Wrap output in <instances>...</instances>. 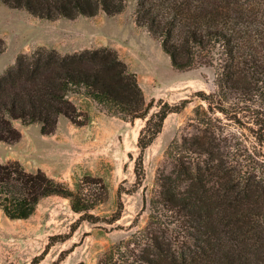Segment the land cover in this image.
<instances>
[{
  "label": "trees",
  "instance_id": "trees-1",
  "mask_svg": "<svg viewBox=\"0 0 264 264\" xmlns=\"http://www.w3.org/2000/svg\"><path fill=\"white\" fill-rule=\"evenodd\" d=\"M130 0H0L49 20L122 13ZM135 21L157 39L179 70L215 69L216 90H200L197 132L167 149L173 169L158 176L149 220L112 244L97 264H264V0H136ZM6 41L0 36V54ZM72 94L91 98L123 120H145L133 193L145 179L144 155L170 113L191 101L146 102L137 74L117 50L101 46L63 53L38 47L22 52L0 75V141L18 142L23 125L53 134L64 116L82 126L87 112ZM237 130H228L229 123ZM123 187L118 190L122 215ZM71 199L78 221L100 218L77 193L39 168L0 160V210L11 219L34 214L46 196ZM74 224L72 230L77 228ZM138 225L134 222L133 226ZM57 236H52L55 239ZM64 235L62 238H66Z\"/></svg>",
  "mask_w": 264,
  "mask_h": 264
},
{
  "label": "rangeland",
  "instance_id": "rangeland-1",
  "mask_svg": "<svg viewBox=\"0 0 264 264\" xmlns=\"http://www.w3.org/2000/svg\"><path fill=\"white\" fill-rule=\"evenodd\" d=\"M135 8L136 0H130L122 13L113 16L100 12L49 20L0 3V36L6 41L0 54V75L20 53L41 46L63 53L108 46L137 74L146 102L155 100L149 115L158 109L160 99L172 104L191 100L182 111L168 115L162 131L146 149L145 179L133 193L128 191L137 179L142 117L126 121L107 113L91 98L72 94V100L90 116L85 125L61 116L56 131L47 135L40 124L16 121L22 137L15 143L0 141V160H19L29 171L43 169L75 191L81 202L94 204L89 212L100 219L78 221L83 212L73 210L71 199L58 194L44 197L28 218L11 219L0 210V264H97L112 244L148 223V202L158 188V176L173 169L167 155L170 143L177 136L197 132L193 117L201 100L196 93L216 90L215 69L175 68L160 42L136 23ZM227 129L238 128L230 122ZM120 187L124 188L122 215L109 222L120 209ZM134 222L138 225L132 227ZM74 224L77 228L72 230Z\"/></svg>",
  "mask_w": 264,
  "mask_h": 264
},
{
  "label": "crops",
  "instance_id": "crops-1",
  "mask_svg": "<svg viewBox=\"0 0 264 264\" xmlns=\"http://www.w3.org/2000/svg\"><path fill=\"white\" fill-rule=\"evenodd\" d=\"M60 120V119H59Z\"/></svg>",
  "mask_w": 264,
  "mask_h": 264
}]
</instances>
